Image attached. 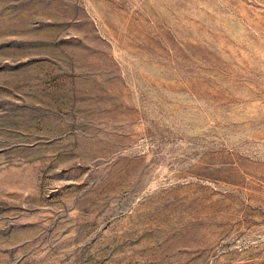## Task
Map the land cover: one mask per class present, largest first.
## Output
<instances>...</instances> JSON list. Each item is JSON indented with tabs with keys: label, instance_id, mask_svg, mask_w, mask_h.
I'll return each instance as SVG.
<instances>
[{
	"label": "rangeland",
	"instance_id": "374dc122",
	"mask_svg": "<svg viewBox=\"0 0 264 264\" xmlns=\"http://www.w3.org/2000/svg\"><path fill=\"white\" fill-rule=\"evenodd\" d=\"M0 264H264V0H0Z\"/></svg>",
	"mask_w": 264,
	"mask_h": 264
}]
</instances>
